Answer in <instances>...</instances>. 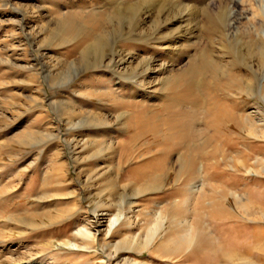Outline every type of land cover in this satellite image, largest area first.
Returning a JSON list of instances; mask_svg holds the SVG:
<instances>
[{
	"label": "rangeland",
	"instance_id": "rangeland-1",
	"mask_svg": "<svg viewBox=\"0 0 264 264\" xmlns=\"http://www.w3.org/2000/svg\"><path fill=\"white\" fill-rule=\"evenodd\" d=\"M147 1L0 0V264H103L101 250L108 255L117 243L145 236L156 217L164 224L159 220L155 242L140 252L126 247L124 258L264 264V57L245 36H264V0H157L146 8L151 18L141 33ZM229 13L238 44L219 24ZM111 23L117 25L102 35V48L129 54L127 65L79 63ZM143 59L152 61V72L144 64L136 70ZM138 128L144 138L137 148L156 139L153 151L167 158L170 175L160 191L134 198L116 223L106 189L121 175L118 201L128 172L142 163L140 152L127 159ZM52 135L77 142L96 136L100 144L73 152L45 137ZM160 173L162 184L168 172ZM151 175L134 187L153 185ZM213 206L221 208L210 216ZM108 222L116 224L109 236ZM190 226L219 243L230 228L246 251L241 260L218 263L209 245L196 254L159 249L173 240L171 228Z\"/></svg>",
	"mask_w": 264,
	"mask_h": 264
},
{
	"label": "bare ground",
	"instance_id": "bare-ground-1",
	"mask_svg": "<svg viewBox=\"0 0 264 264\" xmlns=\"http://www.w3.org/2000/svg\"><path fill=\"white\" fill-rule=\"evenodd\" d=\"M157 0H152V1H147L148 4H145V11L144 13L146 14V16H144L145 18L140 20L138 22L139 26L141 27V30L143 33L145 28L142 27L141 24L145 23V21H148L151 16H149V11H146V8H148L147 6H151V9H154V3L156 2ZM195 1V0H194ZM192 1V2H194ZM174 2V3H173ZM181 2V1H180ZM191 2V1H190ZM196 2V1H195ZM235 2V1H234ZM241 2V1H240ZM172 3L175 4L176 2L174 0H172ZM179 3V2H178ZM182 4V3H181ZM197 4V3H196ZM206 4V3H205ZM195 5V4H194ZM206 5H209V3H207ZM118 6V5H117ZM141 6V5H140ZM143 6V5H142ZM153 6V8H152ZM132 7V6H131ZM138 7V6H137ZM141 8V7H140ZM144 8V7H143ZM123 9V8H121ZM133 9V8H131ZM149 10V9H148ZM125 11V10H124ZM123 11V12H124ZM140 11V10H138ZM137 11V12H138ZM143 11V9H142ZM113 12V11H112ZM117 12V10H116ZM129 12V11H128ZM133 12H134V9H133ZM132 12V13H133ZM135 12H136V9H135ZM134 12V13H135ZM122 13V12H121ZM131 13V12H130ZM115 14V12H114ZM113 14V15H114ZM123 14V13H122ZM109 15V14H108ZM107 15V16H108ZM124 15L125 12H124ZM129 15V14H128ZM152 15V14H150ZM154 15V14H153ZM253 15V19L254 21H257L258 20V16H259V13H256V12H252ZM143 16V15H142ZM226 16V15H225ZM228 18H230L229 21H226V17H225V20L224 18H220V21L219 24H221L222 26V32H230L226 38L230 41H234V40H237L236 43L238 44L239 43V37H240V33L237 32V28L234 27V24L232 23V20L231 18L233 17L231 13H229L228 15ZM122 17V16H121ZM111 18V16H110ZM120 18V17H119ZM135 18V17H134ZM136 18H137V15H136ZM135 18V19H136ZM109 19V18H108ZM112 19V18H111ZM118 19V18H117ZM125 19V18H124ZM130 19H132L130 17ZM113 20V19H112ZM111 20V21H112ZM121 20V18H120ZM119 20V21H120ZM139 20V19H137ZM110 21V22H111ZM123 21V20H121ZM120 21V22H121ZM157 21V20H156ZM131 22V21H129ZM133 23V21H132ZM131 23V24H132ZM150 23H152L151 25H153V23H155V20H152ZM115 23H111L109 24V27L111 28H106L105 30H103V32H101L99 35H97L94 40L88 44L80 53V62L81 64H87V65H97L99 64L100 66H104V67H113L115 68L117 65H127L128 61L126 58H128L126 55H129V54H124L122 51H118L117 49H114L112 51V54L109 55V51L107 52L106 50V47L103 46L102 48V40H103V34H106V33H109L107 30L108 29H115ZM220 27V26H219ZM254 29V28H252ZM251 29V30H252ZM256 30V29H255ZM254 30V31H255ZM135 32V31H134ZM256 33H254L255 35V38L251 39L250 36L248 34L252 33V32H248V34H246L245 36L251 40V42H255L257 44H260V54H261V57H264V36H262V34L260 32L262 31H255ZM263 33V32H262ZM134 34V33H133ZM194 34V33H193ZM227 34V33H226ZM252 35V34H251ZM194 36V35H193ZM139 37L141 38V35H139ZM253 37V35H252ZM140 40V39H139ZM140 42V41H139ZM142 43L144 44H147L148 45L150 44L149 42L147 41H141ZM153 44V42L151 43ZM155 44V43H154ZM113 45V44H112ZM157 45V44H156ZM170 46V45H169ZM112 47V46H111ZM154 47V46H152ZM108 49V48H107ZM125 52V51H124ZM189 57V56H188ZM191 57V56H190ZM195 57V56H194ZM200 57V56H199ZM117 58H120L121 61H122V64L121 63H116L115 60ZM151 59V58H150ZM147 60V59H143L141 61V63L137 64L136 65V70L139 69V67L144 64L145 65V69L149 70L152 72V61L151 60ZM215 61L213 60V62L211 61V63H214ZM197 64V63H196ZM195 64V65H196ZM200 64V63H199ZM133 65V64H131ZM192 65V64H191ZM138 68V69H137ZM122 69V68H121ZM189 69V68H188ZM192 69V68H191ZM125 71V70H124ZM127 72V71H126ZM135 72V70H132V74ZM130 73V72H129ZM189 74V73H188ZM130 76V75H129ZM264 79V77H263ZM125 80V78H124ZM256 81V80H255ZM254 81V83H255ZM147 84V83H146ZM120 85V84H119ZM249 85H247V88H248ZM258 86V85H257ZM142 87V86H141ZM140 87V88H141ZM253 91V90H252ZM201 92V91H200ZM254 92V91H253ZM255 93V92H254ZM192 115V114H191ZM196 121V120H195ZM264 122V121H263ZM81 122H78V125L80 124ZM81 125V124H80ZM241 127V126H239ZM79 128H81L79 126ZM140 128V127H139ZM139 128L136 129L138 131H136L137 133L135 134V136H133L131 138V144L133 145V147L131 146L130 148V151L131 152H128L129 155L128 156V162L131 161L135 156L133 154V152L137 153L140 152L138 154V159H141L140 161H142V163L137 167L135 168V170L133 171H129L128 174H129V178L130 180H127L129 183H127V185H125V187H120L119 189L122 190V193L121 195H119L118 197V201H114L113 199V196H114V190H117L118 188V184H120V178H121V175L117 178V181L118 183L116 182L114 184L113 187H108L106 190L108 191H111L112 192V204L110 205V207L106 208V209H109V208H115L116 210V214L114 215V219L116 220V223H121V218L124 216L123 212L128 208V207H131V205L134 203L132 202L133 199L135 198H138L140 197L142 194L146 193V192H158L160 191L162 188L165 187L166 185V180L168 178V176L170 175L167 167L165 166V162L167 160V158H160V156L158 154H155L154 151H153V148L155 149V143H156V139L153 141V146L148 148L145 144L143 145L144 147L143 148H146L145 150H141L142 147H139L137 148L138 144H140L141 140L144 138V137H141L139 136ZM46 139H49V138H54L56 137V139L58 138L59 141H63L64 143H66V147H69L73 152H75V148L76 147H83L84 149H88V148H95V146H97V144H100L99 143V138L98 137H94L93 139L91 140H83L82 142L81 141H76L77 139H73V140H66L65 138V135H59V136H55V135H52V136H45ZM35 141H38V140H41L42 138H37L35 137L34 138ZM111 141V139L109 140ZM108 142V141H106ZM144 142V141H143ZM97 148V147H96ZM105 146H101L99 149V151H102V150H105ZM153 151V153H152ZM153 154L149 160L147 161H143V157L145 156V154ZM160 158V159H159ZM137 159V158H136ZM159 159V160H158ZM164 159V164L161 162L162 160ZM185 162V161H184ZM149 163V165H148ZM245 163V162H244ZM148 165V167H146ZM245 166V164H244ZM144 168H148V171L144 170ZM246 168V167H245ZM183 169V168H182ZM181 169V170H182ZM244 169V168H243ZM168 172L166 173L165 175V178L163 180V183L161 184V179H159V176L157 177L158 173L160 172ZM181 172V171H180ZM149 173H153L154 175H151L153 176V178H155V182L153 183V185H150V187H148L147 189H139V188H135L134 187V182L136 180H138L142 175H149ZM182 173V172H181ZM169 174V175H168ZM180 174V173H179ZM160 176H161V173H160ZM179 176V175H178ZM181 176V175H180ZM157 177V178H156ZM128 178V179H129ZM160 180V181H159ZM147 182V181H146ZM127 186H133L130 190L131 191H128L127 192ZM149 186V185H148ZM144 187V186H143ZM104 192H101V194H103ZM129 194L131 195L130 197L126 198V194ZM228 193V192H227ZM231 194V193H230ZM235 195V194H234ZM102 198V197H100ZM237 201V200H236ZM115 202V203H114ZM224 207V206H223ZM222 207L221 211H223L222 213L225 214V215H228V212L224 210V208ZM221 207H212L211 209V214L210 216H213V214H215V210L216 209H220ZM239 209V208H238ZM95 214V220H98V217H96V215H98V212H93ZM161 215V214H160ZM189 215V214H188ZM104 216H107V215H104ZM104 216H99V217H104ZM184 216V215H183ZM185 216L186 213H185ZM162 217V216H161ZM215 217V216H214ZM228 217L230 218H233V216L230 214L228 215ZM104 219V218H103ZM106 219V218H105ZM113 220V221H115ZM159 220L162 221V219L160 218H154L153 219V224L152 226L146 231V234L145 236L143 235H139V236H135V237H131L130 239H127L125 243H117L116 245L113 246V249L114 251L113 252H109L108 255H106V253L104 251H100L104 257V262L103 264H140L138 262H135V261H131L127 258H124L122 255L123 253V249H125L126 247H129L130 250L132 251H136V252H140V250H143L145 249L146 247H149L151 246L152 243L155 242V238L156 236L162 231L161 228L162 227H159L157 228L159 225ZM165 220V219H164ZM99 222V221H98ZM97 222V223H98ZM163 224H164V221H162ZM109 223V222H108ZM113 223V222H112ZM171 223V222H170ZM110 225L107 227L108 228V236L110 234H113L114 232V229H115V225L116 224H111V222L109 223ZM100 225V224H99ZM162 226V225H161ZM189 226V225H188ZM186 226V227H188ZM232 227V226H231ZM174 228V227H173ZM232 229V228H231ZM235 229V228H233ZM161 230V231H160ZM225 230V228H224ZM227 233L223 232L222 231V239L220 240V243L219 242H216L215 240H211L210 238V235H208V237H205L207 234L205 233L206 231L198 228V227H195L194 230H192V227L190 226V228H180V229H172L171 228V236L173 237V240L172 241H169V242H165L163 243L162 245H160L159 249H162L164 248L166 251L168 252H174L176 250H180V251H183L184 252H187L188 250H192L194 252V254L197 253L198 249L201 248V247H204V246H207L209 245L210 247L214 248L215 249V260L219 263L220 261H224L226 262L227 260H232V261H237L238 259L241 260V256L243 255V252L242 251H246V249L243 247L242 243L239 241V238L238 236H235L234 239H231L229 236L231 235V233L234 234V232L232 230H230V228L227 230ZM230 231V232H229ZM254 237V236H253ZM112 247L109 246L108 249H111ZM200 250V249H199ZM203 250V249H201ZM125 251V250H124Z\"/></svg>",
	"mask_w": 264,
	"mask_h": 264
}]
</instances>
